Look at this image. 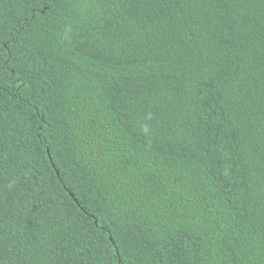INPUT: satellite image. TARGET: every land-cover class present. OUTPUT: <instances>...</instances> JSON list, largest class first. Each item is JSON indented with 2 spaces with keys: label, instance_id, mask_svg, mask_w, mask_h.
Returning a JSON list of instances; mask_svg holds the SVG:
<instances>
[{
  "label": "trees",
  "instance_id": "trees-1",
  "mask_svg": "<svg viewBox=\"0 0 264 264\" xmlns=\"http://www.w3.org/2000/svg\"><path fill=\"white\" fill-rule=\"evenodd\" d=\"M0 264H264V0H0Z\"/></svg>",
  "mask_w": 264,
  "mask_h": 264
}]
</instances>
